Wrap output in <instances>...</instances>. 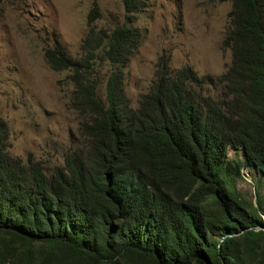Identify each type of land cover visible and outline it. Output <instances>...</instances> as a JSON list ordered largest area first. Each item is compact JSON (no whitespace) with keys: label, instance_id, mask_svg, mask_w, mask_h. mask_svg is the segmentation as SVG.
<instances>
[{"label":"trees","instance_id":"trees-1","mask_svg":"<svg viewBox=\"0 0 264 264\" xmlns=\"http://www.w3.org/2000/svg\"><path fill=\"white\" fill-rule=\"evenodd\" d=\"M229 1L231 62L207 82L216 99L196 92L192 70L171 72L160 57L128 108L121 69L140 44L128 26L137 0H121L125 22L107 32L94 31L100 15L89 9L83 59L60 45L44 51L50 69L72 73L88 144L46 175L5 152L0 119V264H264V0ZM94 59L108 66L103 100ZM241 170L252 173L253 201L234 190Z\"/></svg>","mask_w":264,"mask_h":264},{"label":"rangeland","instance_id":"rangeland-1","mask_svg":"<svg viewBox=\"0 0 264 264\" xmlns=\"http://www.w3.org/2000/svg\"><path fill=\"white\" fill-rule=\"evenodd\" d=\"M139 11L129 27L140 44L121 69L123 99L131 110L155 79L156 62L168 58L175 72L189 68L201 82L202 96L216 99L215 83L228 69L225 43L231 24L229 0H137ZM96 5L94 31L121 26V0H0V119L5 123V152L22 164L38 163L46 175L63 165L66 153L80 155L88 141L81 134L86 113L72 108L74 82L69 70L50 69L44 51L60 45L73 61L83 59L82 41L89 32L87 14ZM101 56L99 51L95 52ZM107 63L94 59L90 79L103 100ZM227 159L233 151L227 150ZM237 157L238 154H237ZM234 190L253 201L252 173L241 170Z\"/></svg>","mask_w":264,"mask_h":264}]
</instances>
